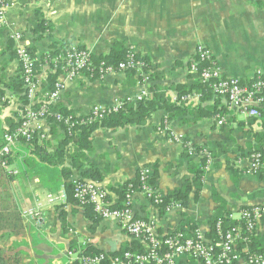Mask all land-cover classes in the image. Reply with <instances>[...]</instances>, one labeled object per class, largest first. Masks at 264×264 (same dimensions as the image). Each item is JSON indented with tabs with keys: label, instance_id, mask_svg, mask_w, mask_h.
Here are the masks:
<instances>
[{
	"label": "crops",
	"instance_id": "crops-1",
	"mask_svg": "<svg viewBox=\"0 0 264 264\" xmlns=\"http://www.w3.org/2000/svg\"><path fill=\"white\" fill-rule=\"evenodd\" d=\"M41 22L53 27L44 37L36 33ZM15 32L22 34L25 46L39 61L51 51L59 53L66 46L78 45L93 56L102 57L109 55L115 45L123 44L149 58L164 74L155 85L167 89L173 100L177 99L174 88L189 83V65L196 57L198 45L212 52L225 77L237 78L245 85L252 83L258 70H264V0H12L6 10V25L0 30V79L3 84H11L20 76V64L10 39ZM55 72L50 60L40 65L37 76L41 88L36 93L34 106L44 101L45 82ZM57 80L65 85L58 105L78 117L87 115L94 106L113 107L133 100L144 90L135 77L132 79L119 72L104 79H89L83 75L74 81L60 74ZM5 98L0 106V118L4 122L10 119L19 122L18 97L7 91ZM191 102L197 103L198 99L188 103ZM236 112L239 113L238 122H246L249 118ZM165 117V112H158L142 128L97 131L85 169L98 168L103 175L101 187L117 195L118 188L138 180L141 169L151 167L155 173L156 168L157 187L166 196L181 188L182 181L189 177V165H198L203 156L194 154L185 158L182 144L173 137H183L192 147H210L215 143L231 149L240 146L243 152L213 160L205 169L200 196L196 199L194 191L186 208L175 206L160 218L155 205L137 193L133 210L139 217L154 220L162 236L181 229L187 220L197 223L206 236L222 203L237 220L240 219L239 209L264 205V179L247 173L248 146L253 140L247 137L246 127L234 123L233 143L226 129L215 120L204 119L191 126L177 120L171 123L170 137L159 133ZM50 131L51 126L46 128V140L55 147L63 132L58 129L57 134L51 136ZM253 131L261 132L262 129L255 125ZM228 161L241 172L238 182L232 179ZM79 178L82 173L76 171L69 182ZM5 185L2 184L0 264H65L64 254L74 245L90 244L104 252L115 253L133 242L114 220H101L90 231L94 224L83 209L72 204L63 210L45 205L47 223L43 229L25 220V224L19 223L11 218L17 215L14 212H19L17 208L23 212L44 202L52 190L43 187L39 178L16 179L9 182L8 188ZM62 211L64 220L61 219ZM257 227L258 238L264 241V219ZM193 263L182 260L180 264ZM238 264L247 263L240 260Z\"/></svg>",
	"mask_w": 264,
	"mask_h": 264
},
{
	"label": "trees",
	"instance_id": "trees-1",
	"mask_svg": "<svg viewBox=\"0 0 264 264\" xmlns=\"http://www.w3.org/2000/svg\"><path fill=\"white\" fill-rule=\"evenodd\" d=\"M11 1L12 0H0V8L8 5ZM52 29L53 27L51 25H45V22H41L36 29V33L44 37L51 33ZM130 50L131 49L123 44H117L107 56L96 57L92 55V64L96 67V72H98V68L102 63L105 64V67H112L117 70L121 64H126L129 59L132 63L138 64V66H144L145 73L148 77L147 82L149 84L148 90L150 95L144 97L141 101H123L118 112L98 118L93 122H88L87 118H76L70 110L58 105L57 111L64 118L69 116L73 117L72 120H70L69 126H66L63 123H58L59 126L52 125L55 122L54 118H48V121L51 124V136H55L58 129H61L63 132L61 140L58 141L55 147H52L49 140L40 141L36 137L29 142L21 140L18 144L19 151L15 152V154L7 159L8 166H12L18 173L14 175V171L13 173L8 172L0 167V183L6 184L5 187L8 188L9 182L12 183L16 179L23 180L24 178H39L40 184L48 190H52V194L57 193L56 190L63 186L62 189H64L67 194L69 204L78 206L84 210L85 216L94 224L90 228V231H93L95 225L99 224L101 219L96 216L92 206L83 205L81 207L80 203L74 199V185L73 183H70L69 180L74 172L81 171L82 178H79L80 180L92 181L98 184L103 181V175L98 168L91 166L88 170L85 169L88 154L93 148L94 134L100 130L117 131L127 127L142 128L146 126L151 121L153 115L158 112H165L166 115L162 128L165 123L171 125L172 122L177 120H179L181 124L188 126L195 125L204 119L215 120L216 124L219 121L224 120L222 128L224 130L226 129L225 131L228 134V139L233 143L235 142L232 137L234 123L237 122V126L239 127H246L247 137L253 140V144L248 146L247 156L250 158L253 154L261 155L263 169L256 175L260 179H264V110H260V118H248L246 122H238L237 117L239 113L236 112V110L230 109L229 104L222 97L216 96L211 88L203 84L199 74H189L190 78L187 85L176 86L174 90L177 93V99L173 100L168 95L167 89L155 85L156 81L163 79L164 74L158 70L149 58L140 56L135 52L131 54ZM30 52L32 55L35 54L31 50ZM58 54L57 50H53L47 56L41 58L40 61L38 60L35 68L36 73L40 71V65L43 62L55 58ZM199 68H202V65L199 66ZM85 74L88 75V72ZM124 74L132 79L135 77L139 84L144 85V80L141 77L139 70L128 68L125 70ZM58 77L59 72L48 76L47 81L45 82L47 93L54 91ZM261 78L263 79L264 77ZM256 80L257 79H252L251 82L253 83ZM2 84L3 81L0 79L1 97L3 98L7 91L15 94L20 101L18 114L23 113L30 105L24 79L19 76V78L13 83L3 84V89ZM186 96L197 98L198 102L188 103L183 101V98ZM5 106L6 105L3 104V107ZM34 107L38 108V106ZM82 121H84V123H82ZM20 123L21 119L19 122H15L13 119L4 122L0 118V150L5 146L4 136L7 133L14 132L19 127ZM255 125L261 127L262 131L254 132L253 126ZM243 151L244 149L240 146L231 149L228 145L215 143L210 147H193L192 152L188 148H185L183 155L185 158H190L194 154L202 155L206 153L210 155L213 160H218L226 155ZM207 161L208 156H202L198 165L191 163L189 165V177L182 181L181 188L167 194L166 196L162 194L157 187L159 179L155 168V173L148 179L147 184L158 190L164 197L163 203L155 206L158 209L160 218L175 206L186 208L190 196L194 191L196 199L199 198L205 177ZM228 170L231 172L234 182H238L241 179V172L235 169L229 161ZM63 179L64 182L62 183L61 181ZM141 186L142 183L139 180H136L118 188L116 191L117 195L110 193L108 190L107 191L111 198H115L116 196L118 197V201L122 202L127 194L140 191ZM58 208L60 210L64 209L63 207ZM253 208L254 207H243L239 209L238 212L248 211ZM17 211L19 212H14V214L17 215L11 216V218H14V220L16 219L15 221L19 223L25 224L24 219L22 218V212L18 210V208ZM232 215H234L233 212L227 211L226 205L222 203L218 212L210 222L211 231L204 236L206 242L213 244L219 242L216 226L219 222H222L225 231L234 230L235 233H238L235 250L241 255L244 262L248 264L251 259L257 256H264V241H261L257 235V226L264 217L258 222L256 231L254 233H249L246 220L242 218L238 220L233 219L231 218ZM64 216V211H62V220H64ZM135 216L143 220H148L146 217H139L136 214ZM197 231H200L197 223L192 220H187L181 229L163 235V238L174 237L176 234L181 233L184 238L195 239ZM0 234H2V197H0ZM7 237L10 238V236ZM245 239L247 240L245 241ZM141 245L142 244L133 240L130 245L115 253L104 252L90 244H86L85 246L74 245L75 247L73 249L81 247V252L84 256H97L106 253L109 257L113 258L127 251H140ZM184 260H187L189 263L195 262V260L190 258H185Z\"/></svg>",
	"mask_w": 264,
	"mask_h": 264
},
{
	"label": "built area",
	"instance_id": "built-area-1",
	"mask_svg": "<svg viewBox=\"0 0 264 264\" xmlns=\"http://www.w3.org/2000/svg\"><path fill=\"white\" fill-rule=\"evenodd\" d=\"M8 5L0 8V30L6 25ZM10 39L14 42V53L21 68L20 76L24 79L30 100L29 107L20 114L21 123L19 127L14 132L7 133L4 136L5 146L0 150V167L8 172L13 173L14 171L13 174L16 175L18 172L12 169V166H8L7 159L19 151V142L21 140L29 142L35 137L40 141L46 140V128L51 126L48 121L50 117L54 118L55 122L52 125L55 126H59L58 123L69 126L73 117L64 118L57 111L58 102L65 91L64 83L59 80L55 84L54 91L46 92L44 101L37 105L38 108L34 107L33 104L37 99L36 93L41 88L35 71L39 59L32 55L25 46L21 33H12ZM130 52L132 54L134 50L131 49ZM91 59V52L78 45H72L64 47L55 58L50 60V64L56 72H59V75L64 74L70 81H74L83 75L86 76V72H88L87 77L89 79H104L110 74L124 73L128 68L137 69L144 80V85H142L144 90L133 100L127 101H141L144 97L150 95L148 77L144 66H138L129 59L126 64H121L117 70L112 67H105V64L102 63L98 68V72H96V67L93 66ZM201 65L202 68H199ZM189 74H199L202 83L211 88L216 96L222 97L232 110L240 111L249 118L261 117L260 110L264 108V78L261 77H264V70L256 72L254 79L257 80L255 82L245 85L237 78L225 77L212 52L206 46L198 45L196 57L189 66ZM192 99L194 97L186 96L183 101L189 102ZM5 100L6 98L4 99L0 95V106ZM121 106L122 103H118L113 107L94 106L87 115L76 116V118H87L88 122H93L98 118L118 112ZM223 124L224 120L218 122L219 126ZM170 127L171 125L165 123L164 127L159 129V133L171 137ZM173 140L181 143L184 149L188 148L192 152L193 147L183 137L175 136ZM202 155L208 156L207 169L212 164L213 159L206 153ZM249 164L247 173L256 175L261 172L263 169L261 155L253 154L249 158ZM153 174L154 171L151 167L141 169L138 176V180L142 183L140 191L127 194L122 202H119L116 196L111 198L108 191L98 183L80 179L72 182L74 185V199L80 203L81 207L83 205L92 206L98 218L116 221L126 235L142 245L140 251H127L113 258L106 253L97 256H84L81 247L70 249L64 254L67 260L66 264H180L185 258L193 259L198 264H237L242 260L241 255L235 250L238 233H235L234 230L225 231L222 222H219L216 226L219 242L213 244L207 243L200 231H197L195 239L184 238L181 233L176 234L174 237L163 238L159 234L154 220L137 218L133 210L135 194L144 195L155 206L163 203V195L147 184L148 179ZM44 202L22 212V217L27 224L43 229L47 223L44 215L45 205L63 208H67L69 205L64 189L57 194L47 195ZM239 216L240 219L246 220L248 232L254 233L258 222L264 217V205L242 211ZM231 218L235 219L234 215ZM248 264H264V256L253 258Z\"/></svg>",
	"mask_w": 264,
	"mask_h": 264
},
{
	"label": "rangeland",
	"instance_id": "rangeland-1",
	"mask_svg": "<svg viewBox=\"0 0 264 264\" xmlns=\"http://www.w3.org/2000/svg\"><path fill=\"white\" fill-rule=\"evenodd\" d=\"M2 190H3L2 183H0V197H2ZM65 260H66V257H65Z\"/></svg>",
	"mask_w": 264,
	"mask_h": 264
}]
</instances>
